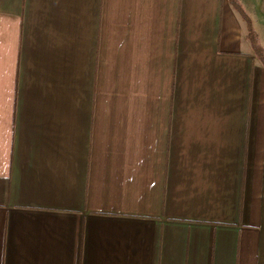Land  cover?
Instances as JSON below:
<instances>
[{
    "label": "crops",
    "instance_id": "crops-1",
    "mask_svg": "<svg viewBox=\"0 0 264 264\" xmlns=\"http://www.w3.org/2000/svg\"><path fill=\"white\" fill-rule=\"evenodd\" d=\"M247 34L230 0H0V264H264Z\"/></svg>",
    "mask_w": 264,
    "mask_h": 264
},
{
    "label": "trees",
    "instance_id": "trees-1",
    "mask_svg": "<svg viewBox=\"0 0 264 264\" xmlns=\"http://www.w3.org/2000/svg\"><path fill=\"white\" fill-rule=\"evenodd\" d=\"M230 1L233 4L234 8L241 14L242 18L246 21L248 27L247 38L250 40L252 44L254 53L261 60L264 66V48L259 43V39L255 30L253 29L251 19L246 14V12L244 11L242 5L239 3L238 0H230Z\"/></svg>",
    "mask_w": 264,
    "mask_h": 264
}]
</instances>
